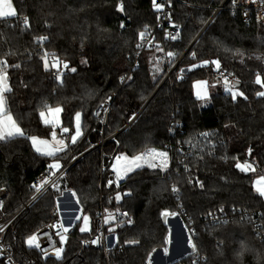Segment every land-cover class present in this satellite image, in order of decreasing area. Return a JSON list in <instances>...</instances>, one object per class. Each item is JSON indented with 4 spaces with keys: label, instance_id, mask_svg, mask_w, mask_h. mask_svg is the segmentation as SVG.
<instances>
[{
    "label": "trees",
    "instance_id": "trees-1",
    "mask_svg": "<svg viewBox=\"0 0 264 264\" xmlns=\"http://www.w3.org/2000/svg\"><path fill=\"white\" fill-rule=\"evenodd\" d=\"M224 1L171 0L172 21L178 26L179 37L170 41L165 31H156L155 41L163 51H143L133 68L139 33L154 28L159 20L153 0H13L17 17L0 20V59H6L10 66L20 65L8 69L12 91L7 95L8 107L25 135L0 141V187L9 192L5 212L12 216L27 202L36 175L52 163L53 158L38 154L28 139H51L52 127L39 115L45 103L62 109L60 127L69 128L65 137L68 147L58 154L59 162L66 156V165L86 152L60 181L58 195L45 194L15 220L6 242L15 250L16 261L148 264L152 251L167 245L168 230L161 216L167 210L181 215L186 225L190 223L199 256L206 258L204 264H264V242L258 240L251 225L239 219L245 210L258 212V223L264 229V199L253 183L258 174H264V97L256 96L264 88L254 83L257 73L264 78V26L243 24L229 10L233 0L209 22ZM25 16L27 28L23 25ZM42 36L47 40L39 43ZM45 51L68 64V69L61 68L62 84L55 80L51 68L45 70L40 58ZM168 52L175 53L169 64L164 57ZM215 60L220 61L219 70L211 63ZM204 61L209 63L204 65ZM182 71L187 74L177 78ZM220 71L239 80L237 87L247 99L233 100L213 83ZM204 80L209 89L217 88L209 103L202 105L195 96V86ZM111 94L109 123L102 135L94 115ZM77 112L81 113L82 135L72 144ZM114 134L112 141L91 150L103 136L107 139ZM180 146H189L192 151L185 164L181 163ZM148 149L167 153L166 170L142 167L125 178L119 192L105 186L108 174H101V166L110 163V156L132 157ZM237 161H254L255 172H241L235 167ZM173 185L179 189L178 197L172 192ZM66 191L76 194L81 215L92 218L90 233L101 209L129 212L130 224L128 220L111 223L116 226L118 242L107 256L103 249L81 252V239L88 234L79 232L80 222L72 228L59 260H44L26 244L27 237L50 221L54 199ZM216 213L232 219L217 225L202 220ZM176 218L169 215L165 222L172 231L170 244ZM131 240L139 243H126ZM242 244L249 250L241 256ZM152 256L156 258L158 253ZM171 256L168 253L163 264L172 262Z\"/></svg>",
    "mask_w": 264,
    "mask_h": 264
},
{
    "label": "built area",
    "instance_id": "built-area-1",
    "mask_svg": "<svg viewBox=\"0 0 264 264\" xmlns=\"http://www.w3.org/2000/svg\"><path fill=\"white\" fill-rule=\"evenodd\" d=\"M228 0H225L223 4L217 8L215 11V14L213 17L209 20V22L223 9L225 3ZM158 4H163L164 7L159 10V20L156 24V26L152 29H149L146 32L145 38L140 39L139 41V47L138 51L135 55V58H137V61L135 62L133 68H136L138 66V59L140 54L145 51V50H152L155 49L158 44V42L155 41V32L158 30H163L165 31V38L168 40H173L170 39L168 34L172 33L174 34L175 32L179 31L178 27H174L173 21H172V7H171V0L169 3V0H156ZM230 11L234 14V16H239L240 20L243 24L247 26H251L252 23L256 24L257 26H264V5L259 3V0H257L256 3H253L252 0H233L231 7L229 8ZM209 24V23H208ZM207 24V25H208ZM206 25V27H207ZM167 64L171 62V57H168L167 55H164ZM182 58L177 61L172 68L170 69V72L168 76L164 79V82L168 79L170 74L176 69L178 64L182 61ZM49 63L51 64L54 57L50 56L48 57ZM52 75L55 77V70L51 69ZM221 73L223 75L228 76L229 81H234L236 78L230 74H228L226 71H220L217 72L214 75L213 78V83L215 85H223V79L221 76ZM187 71H182L178 75L177 78H181L183 75H186ZM114 99V94H111L106 97L104 103L99 105L97 107V110L95 112V117L98 119L99 124L101 125V129L98 131L103 135L104 131L103 129L108 126L109 123V113H110V107L111 103ZM129 126V124L126 126V128ZM125 128V129H126ZM116 134L112 135L110 138H102L101 142H99L97 145H95L91 150L98 148V146L103 147V144H105L108 141H112ZM179 150L181 152V163L185 164L186 162V156L192 153L190 150L189 146H180ZM90 151V150H89ZM86 153V152H85ZM84 153V154H85ZM83 155H80L79 157H76L74 159L70 160V163L63 165V167L57 172L56 176L51 177V180L49 181V184L46 185L43 189H41L39 192L36 191V189L33 187L32 194L28 198L27 202L23 205H20V208L18 209L17 212L14 213V215L9 216L7 212L4 210V204L5 200L9 195V192L5 187H0V227L3 228V231H0V263L1 264H20L18 261H16V253L13 247L6 242L7 238V233L9 230L12 228V226L15 224V220L19 218L24 212L28 210L33 204L38 202L42 197L49 193L53 192L56 187L52 186L51 181L54 180L56 182V186L60 183L66 172L70 169V167L78 160L80 159ZM102 156L106 157L104 152L102 151ZM114 156V155H113ZM113 156H110L109 158L111 159L110 163L108 165L102 164L101 166V174L103 172H107L108 177L105 180V186L107 188H112L116 192H119L120 190L123 189V183L125 181V176H123L122 179L119 181L116 180V173L113 170ZM49 175V170L41 171L36 175V181L34 185H37L41 182L43 178ZM109 181H112L111 185L109 184ZM62 196H57L54 199V207L50 211L49 214V222L43 224L42 227H40L33 235L37 236L38 243L40 244V248H34L30 247L32 249H35L39 255L45 260V259H56L58 260L54 255H52L53 252V247L51 241L55 242L56 247H62L63 244L61 245L60 243V237L57 235V232H59L61 235H66L67 237H71V230L77 223V220L75 219V211L72 210V212L67 211L64 206L62 205ZM101 198H104L103 195H101ZM79 214H81L82 210H77ZM127 215H123V214ZM115 217L114 220L110 221V224L116 223V222H124L125 220L130 219L129 212L127 210H119L116 211V213L113 215ZM180 217L181 215L178 214ZM177 216V217H178ZM182 218V217H181ZM260 218V213L258 212H250V211H243L240 212V221L241 222H247L253 230L256 233V236L258 240L261 242H264V229L263 226L258 223V219ZM106 215L104 212V209H101V211L98 212L97 214V219L95 221V226H94V232L89 233L86 238L81 239V247L82 250L85 249H103L106 256L113 251L116 248L117 244V235H112L111 233H108V224L105 223ZM232 219V216L230 215H225L222 213H216L215 215L212 216H206L202 220L205 223L208 224H215L217 225L218 223H225V221L230 222ZM182 222L183 219H182ZM185 223V222H184ZM63 224L64 227H68V232H64L63 228L60 227H52L53 225H59ZM190 223L186 225L187 229H189L190 235L194 239L195 233L194 229L189 226ZM97 237H100V242L93 244L91 243L92 240L96 239ZM41 249L46 250L49 254L45 255L44 251ZM121 250V249H120ZM80 254V253H79ZM205 257H200L199 253L198 255H193L192 250L189 249L188 252H186L182 257H180L176 262L183 261L181 264H193V260L197 261V264H204L203 262L205 261Z\"/></svg>",
    "mask_w": 264,
    "mask_h": 264
},
{
    "label": "snow or ice",
    "instance_id": "snow-or-ice-1",
    "mask_svg": "<svg viewBox=\"0 0 264 264\" xmlns=\"http://www.w3.org/2000/svg\"><path fill=\"white\" fill-rule=\"evenodd\" d=\"M253 3H256L257 0H252ZM170 3V0H169ZM259 3L264 5V0H259ZM154 7L159 11L161 10L164 5L163 4H158L156 3V0H153ZM120 10L123 11V4L121 3L120 5ZM17 11L16 8L13 5V0H0V20H7L8 18H14L17 17ZM23 25L25 28L29 27V20L25 16L23 19ZM174 27H178L173 25ZM146 33L141 32L139 33V36L141 39L145 38ZM170 39H177L179 37V31L175 32L174 34L169 33L168 34ZM47 40V37H39L38 42L43 43L44 41ZM140 45H138L139 47ZM157 51H163V49L159 48V46H156ZM49 53L48 52H43L41 55V60L43 61V66L45 70H49V68L55 70V80L58 83H63L62 77L64 75V72L61 70V64H63V69H68L69 66L67 63L61 62L58 58H54L51 65L49 64ZM175 53L173 52H168L167 56L168 57H174ZM193 56H195V53H192ZM259 59V57H257ZM209 61H204L203 64L207 65ZM211 63L215 64L216 69H220V61L215 60L212 61ZM9 67L12 68H19L20 65H8L6 59H0V141H8L10 139L24 136L25 133L20 127L19 123L17 122V119L14 118L12 112L10 111L8 107V95L11 93L12 88L9 84V76H8V69ZM157 72L160 70L159 66L157 64L156 69ZM70 71L75 72V68H71ZM223 83L225 86V91L229 93L232 97L233 100H236L237 97H243L244 99H247V96L245 93L241 90L238 89L237 85H239V80H234V81H229L228 76L223 75L221 73ZM123 79V78H122ZM255 84L260 85L261 88H264V78H262L260 73H257L255 76ZM257 97H264V91H257L256 92ZM197 97L198 99L207 101L209 96H208V82L207 81H202L198 82V91H197ZM62 109L60 107H51L47 105L46 103L43 105L42 110L39 112V115L42 119V121L45 124H50L52 126V131L50 133L51 139H41L35 136H30L28 139L31 140L33 147L35 148L36 152L46 156V157H51L53 158L52 163L48 165V170H49V175L46 176L41 180V182L37 185H33V187L36 189L37 192H39L41 189H43L46 185L49 184V181L51 180V177L56 176L57 172L62 168V165L59 162V157L58 154L62 153L66 150L68 145L65 143V140L63 138H58L57 136V131L56 128L60 127V120H59V114L61 113ZM52 116V119H49L48 117ZM81 113L77 112L75 113V133L71 135L70 140L72 144H75L78 137L82 135L81 131ZM60 133H69V128L67 127H60ZM203 135H207L206 133ZM249 155H251V149L248 150ZM159 159V163H155ZM235 159V158H234ZM121 161L124 163L121 165ZM144 163H147L149 167L151 168H157L159 167L161 171H164L167 169L168 164H167V153L166 152H157L155 149H148L145 152L132 156L129 158L128 156H118L116 157V165H113V170L116 173V180L119 181L120 179L123 178L121 175V172H123L124 175H127V173L132 172L136 168H140L143 166ZM254 163V161H253ZM253 163H249L248 161H245L243 164L240 163L239 161L236 162L235 167L239 169L241 172H249V171H255V168L253 167ZM117 165H120V167H117ZM52 186L56 187V182L54 180L51 181ZM112 181H109V184L111 185ZM201 187H203V184H200ZM255 191L256 193L261 197L264 198V177H260L255 182ZM172 192L179 194V189L173 185L172 187ZM76 194L73 193V196ZM117 200L121 199L120 195L118 194L116 197ZM77 203L79 201L77 200ZM123 215H127L126 213ZM162 217L165 218V222L167 221V217L169 215L171 216H176V212H169L165 210L164 212L161 213ZM211 215V213H209ZM76 220H80V216L75 217ZM115 217L109 214L108 217L105 219V223H109L111 220H114ZM84 220V226L80 227L81 232L89 231L88 228V217L85 216L83 218ZM129 224L132 222L130 219L127 221ZM227 221H225L226 223ZM52 227H60L63 228V231L66 233L68 232V227H64L63 224L59 225H53ZM0 231H3V228L0 227ZM114 230L112 228H109V232H113ZM57 235L60 237V243L61 245L65 241V236L61 235L59 232H57ZM100 242V237H97L96 239L92 240L91 243L96 244ZM118 242V240H117ZM52 247H53V252L52 255H54L57 259H60L62 257L63 253V248L62 247H56L55 242L51 241ZM128 244H137L139 241L137 240H131V241H126ZM165 243H170V238H166ZM188 247L192 250L193 255H198V250H197V245L193 242V238L190 235L187 240ZM26 244L28 247H34V248H40V244L38 243L37 236L36 235H30L26 239ZM45 255H48L49 253L44 250ZM247 247L245 245H241V252L239 255H243L244 251H248ZM155 251V250H153ZM165 254L168 253V249H164ZM151 255V254H150ZM149 264H151V260L149 257ZM193 264H197L196 260H193Z\"/></svg>",
    "mask_w": 264,
    "mask_h": 264
},
{
    "label": "rangeland",
    "instance_id": "rangeland-1",
    "mask_svg": "<svg viewBox=\"0 0 264 264\" xmlns=\"http://www.w3.org/2000/svg\"><path fill=\"white\" fill-rule=\"evenodd\" d=\"M260 39V38H259ZM160 45V44H159ZM154 55H152V57H153ZM61 68H63V64H62V67ZM169 74V73H168ZM168 76V75H167ZM166 76V77H167ZM204 81H207V80H204ZM208 82V81H207ZM212 85H214V84H212ZM209 86H210V84L208 83V96H210V94L212 93V92H215L216 91V88L217 87H212V89L210 88L209 89ZM220 87H221V89L224 91V92H226L225 91V86H224V84L223 85H220ZM196 98H198V97H196ZM200 101H201V104L202 105H205V104H207V103H209V101H210V98H208V100L207 101H204V100H201L200 99ZM55 108V107H54ZM49 119H52L53 117L52 116H49L48 117ZM75 118V117H74ZM60 119V118H59ZM47 125H49L50 127H52L50 124H47ZM58 128V127H57ZM57 128H56V130H57ZM74 129H75V122H74ZM124 130H125V128H124ZM64 137H66V136H64ZM58 138H61V137H58ZM79 138V137H78ZM42 139V138H41ZM50 140V139H49ZM65 140H66V138H65ZM32 143V142H31ZM32 147H33V145H32ZM34 148V147H33ZM35 149V148H34ZM36 151V150H35ZM156 151L157 152H165V151H161V150H158V149H156ZM74 154V153H73ZM70 155H72L71 153H70ZM118 156H121V155H118ZM118 156H116V157H118ZM129 158H131L130 156H128ZM49 158H51V157H49ZM66 158V156H63V157H61V159H60V164L61 165H65L64 163H65V161L64 160H66L65 159ZM74 158H76V156H74L72 159H74ZM114 160V165H116V158H114L113 159ZM155 163H159V159H157L156 161H154ZM124 162L123 161H121V165L123 164ZM169 163V158H168V156H167V164ZM117 167H120V165H117ZM142 167H147V168H149V169H151V170H154V169H160L159 167H157V168H151V167H149L148 166V164L147 163H144L143 164V166ZM142 167H140V168H136V169H134L132 172H129V173H127V175H124L123 174V172H121V175L122 176H125V177H128V175H130V174H132L134 171H136V170H139V169H142ZM161 170V169H160ZM249 172H251V173H253V172H255V171H249ZM260 177H264V174H258V176H256L255 177V179H254V181H253V183H254V185H255V182L258 180V179H260ZM60 189V186H59V184L56 186V188H55V190L52 192V194H55V195H58L60 192H58L57 190H59ZM254 189H255V187H254ZM73 191H66V192H61V194L59 195V196H62L61 198L63 199V198H68L69 200H70V202H71V204H69L70 205V208L69 207H67L66 209H67V211H70V212H72V210H74L75 211V217L76 216H80L81 217V219L80 220H77V222H80V226H79V232L80 233H82V234H84V235H87V234H89L90 232H91V229H92V218H90L88 215H86L87 217H88V228H89V231H85V232H81L80 231V227H82V226H84V220H83V218L85 217V216H82L81 214H79V212L76 210V209H73V207H74V205L75 204H78V205H80L79 203H77V198H76V195L75 196H73ZM120 197H121V195H120ZM122 198V197H121ZM264 199V198H263ZM121 199H119L118 201H120ZM116 211L117 210H112V209H110V208H107V207H105L104 208V212H105V215H106V217H108L109 216V214H111L112 216L116 213ZM162 216V215H161ZM176 216H178V213H177V215ZM163 218V220H164V217H162ZM164 224H165V226H166V228H167V230H168V235H167V238H169L170 236H171V233H172V231L169 229V227H168V225L165 223V221H164ZM174 224H175V232L173 233V236H172V242H171V244L170 243H166L167 245H166V247L165 248H167L168 249V253H170L172 256L170 257L171 258V261L173 262V261H175V260H178L179 259V257L182 255V254H184V253H186V252H188L189 251V247H188V243H187V240H188V237L190 236V232H189V229H187V227H186V225H185V223L184 222H182V218H181V216L179 217H177L176 219H174ZM115 227L116 226H112L111 224H110V222H109V224H108V230H109V228H112L113 230H115ZM112 234V235H114L115 233H114V231L113 232H109V234ZM116 235V234H115ZM63 236H65V241H64V243H63V253H64V251H65V246L67 245V243H68V239H69V237H67L66 235H63ZM165 248H158V249H155V251H152V253H151V255H149V257H150V260H151V264H163V262H164V260H166V256H167V254H165V252H164V249ZM63 253H62V255H63ZM153 253H158V256H156V258L154 257V256H152L153 255ZM149 257H148V264H149ZM59 260V259H58ZM171 263V262H170ZM169 264V263H168Z\"/></svg>",
    "mask_w": 264,
    "mask_h": 264
},
{
    "label": "crops",
    "instance_id": "crops-1",
    "mask_svg": "<svg viewBox=\"0 0 264 264\" xmlns=\"http://www.w3.org/2000/svg\"><path fill=\"white\" fill-rule=\"evenodd\" d=\"M199 82H202V81H199ZM197 91H198V82H197V84H196V86H195V96H196V97H197ZM59 118H60V114H59ZM59 120H60V124H61V118H60ZM81 120H82V118H81ZM81 120H80V123H82ZM56 131H57V136H58V137H61V138H63V139L65 140V137H64V136H66L67 133L61 134L58 130H56ZM72 132H73V134H74V133H75V129H73ZM65 143H66V140H65ZM38 154H39V153H38ZM40 155H41V154H40ZM62 167H63V165H62ZM61 203H62V205L64 206L65 209H66L67 207L70 208V205H69V204H71V202H70V200H69L68 198H63ZM73 209L81 210V206L78 205V204H75L74 207H73ZM66 210H67V209H66Z\"/></svg>",
    "mask_w": 264,
    "mask_h": 264
},
{
    "label": "water",
    "instance_id": "water-1",
    "mask_svg": "<svg viewBox=\"0 0 264 264\" xmlns=\"http://www.w3.org/2000/svg\"><path fill=\"white\" fill-rule=\"evenodd\" d=\"M201 33H202V32H201ZM201 33H200V34H201ZM200 34H199V35H200ZM199 35H198V37H199ZM198 37H197V38H198ZM197 38H196V39H197ZM163 82H164V81H163ZM163 82L161 83V85L163 84ZM135 119H136V118H135ZM135 119H133V120L129 123V125H131V124L134 122ZM116 135H117V134H116ZM184 254H185V253H184ZM184 254H182L180 257H182ZM180 257H179V258H180ZM176 261H177V260H175V261H173V262H171V263H169V264H175Z\"/></svg>",
    "mask_w": 264,
    "mask_h": 264
}]
</instances>
